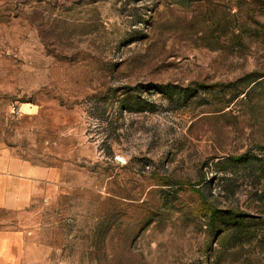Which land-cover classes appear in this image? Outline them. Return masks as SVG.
I'll use <instances>...</instances> for the list:
<instances>
[{"label":"rangeland","instance_id":"rangeland-1","mask_svg":"<svg viewBox=\"0 0 264 264\" xmlns=\"http://www.w3.org/2000/svg\"><path fill=\"white\" fill-rule=\"evenodd\" d=\"M0 147L43 264H264V0H0Z\"/></svg>","mask_w":264,"mask_h":264},{"label":"crops","instance_id":"crops-1","mask_svg":"<svg viewBox=\"0 0 264 264\" xmlns=\"http://www.w3.org/2000/svg\"><path fill=\"white\" fill-rule=\"evenodd\" d=\"M56 181V172L0 147V264H43L47 260L49 249L34 243L31 232L17 228L9 218L24 214Z\"/></svg>","mask_w":264,"mask_h":264}]
</instances>
